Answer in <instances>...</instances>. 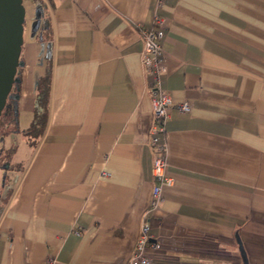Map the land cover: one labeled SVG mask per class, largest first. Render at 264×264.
<instances>
[{
	"label": "crops",
	"instance_id": "obj_1",
	"mask_svg": "<svg viewBox=\"0 0 264 264\" xmlns=\"http://www.w3.org/2000/svg\"><path fill=\"white\" fill-rule=\"evenodd\" d=\"M34 10L38 3L30 0ZM23 40L18 123L51 66L48 122L0 207V264H125L153 179L142 28L165 18L160 86L173 184L151 214L149 264H264V0H44ZM25 139L22 138V141Z\"/></svg>",
	"mask_w": 264,
	"mask_h": 264
},
{
	"label": "built area",
	"instance_id": "obj_2",
	"mask_svg": "<svg viewBox=\"0 0 264 264\" xmlns=\"http://www.w3.org/2000/svg\"><path fill=\"white\" fill-rule=\"evenodd\" d=\"M163 0H157L161 6ZM165 18L155 15L151 26L142 28L140 37L143 48L140 53L141 65L146 74L151 78L147 92L150 99L151 115L153 124L149 131V145L152 150L151 175L153 187L147 211L142 215L139 233L135 240L131 256L125 264H149L145 257L146 247H156L151 241V214L158 209L162 202L163 190L173 184V179L167 175L166 168V141L165 123L169 118V112L175 107L180 113L187 114L191 110L188 101L174 104L170 93L160 86L162 76L166 72L165 59L163 56V40L165 36ZM52 260H48L51 264Z\"/></svg>",
	"mask_w": 264,
	"mask_h": 264
},
{
	"label": "trees",
	"instance_id": "obj_3",
	"mask_svg": "<svg viewBox=\"0 0 264 264\" xmlns=\"http://www.w3.org/2000/svg\"><path fill=\"white\" fill-rule=\"evenodd\" d=\"M25 0H22V2ZM33 1V0H32ZM38 3L37 11H39V23L40 26L37 28L33 35L40 41L48 40L50 36L49 20H48V2L44 0H34ZM21 69L22 63L20 61V56L18 60V65L16 68V74L10 92L7 95L5 105L0 113V138L11 134H22L28 139L30 144L34 147L38 140L43 135L48 122V109H49V97L51 89V66L47 60L44 74L38 79L35 87V103L32 112V120L29 126L23 130L19 128L18 123V98H19V87L21 83ZM14 149V148H11ZM2 158V153H0V159ZM9 171L10 166H4L0 164V169ZM6 174V172H5ZM13 190L8 193L7 199L12 195Z\"/></svg>",
	"mask_w": 264,
	"mask_h": 264
},
{
	"label": "water",
	"instance_id": "obj_4",
	"mask_svg": "<svg viewBox=\"0 0 264 264\" xmlns=\"http://www.w3.org/2000/svg\"><path fill=\"white\" fill-rule=\"evenodd\" d=\"M36 14L39 17V11L36 10ZM24 16L22 0H0V113L16 74L23 43ZM235 240L240 258L247 264L245 252L237 236Z\"/></svg>",
	"mask_w": 264,
	"mask_h": 264
},
{
	"label": "rangeland",
	"instance_id": "obj_5",
	"mask_svg": "<svg viewBox=\"0 0 264 264\" xmlns=\"http://www.w3.org/2000/svg\"><path fill=\"white\" fill-rule=\"evenodd\" d=\"M31 3L30 0L22 2L25 10L22 38L25 41L33 37L34 30L40 26L36 10L32 8ZM22 138L25 140L22 141ZM31 147L33 146L28 139L20 133L11 134L4 139L0 138V153H2L0 164L10 166L9 171H5V168L0 169V207L7 199L8 192L13 190L17 175L28 161Z\"/></svg>",
	"mask_w": 264,
	"mask_h": 264
}]
</instances>
